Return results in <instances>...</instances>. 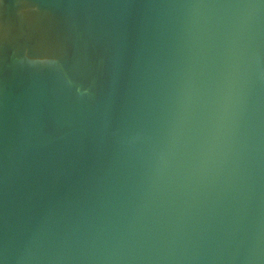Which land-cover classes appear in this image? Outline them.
<instances>
[{
  "label": "water",
  "instance_id": "obj_1",
  "mask_svg": "<svg viewBox=\"0 0 264 264\" xmlns=\"http://www.w3.org/2000/svg\"><path fill=\"white\" fill-rule=\"evenodd\" d=\"M0 264H264V0H0Z\"/></svg>",
  "mask_w": 264,
  "mask_h": 264
}]
</instances>
